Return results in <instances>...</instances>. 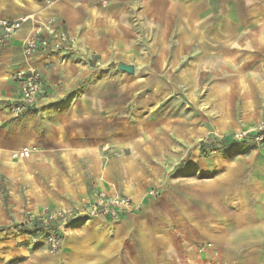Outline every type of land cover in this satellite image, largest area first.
<instances>
[{
	"label": "crops",
	"instance_id": "0c3cea01",
	"mask_svg": "<svg viewBox=\"0 0 264 264\" xmlns=\"http://www.w3.org/2000/svg\"><path fill=\"white\" fill-rule=\"evenodd\" d=\"M29 15L54 17L76 48L31 61L43 90L19 118L9 105L21 97L14 76L27 67L22 43L32 24L0 49V264H196V243L233 248L250 227L264 228V145L232 158L195 147L264 123V0H0V19ZM123 58H138L140 70ZM96 61L108 80L96 75ZM177 91L198 107L149 119ZM159 137L174 144L158 149ZM34 145L38 153L13 159ZM184 158L190 163L179 170L194 173L168 180L165 167ZM99 192L128 197L138 210L74 220L55 253L24 244L32 236L20 226L29 219L85 211Z\"/></svg>",
	"mask_w": 264,
	"mask_h": 264
},
{
	"label": "built area",
	"instance_id": "2783aa9c",
	"mask_svg": "<svg viewBox=\"0 0 264 264\" xmlns=\"http://www.w3.org/2000/svg\"><path fill=\"white\" fill-rule=\"evenodd\" d=\"M39 4L47 7H53L62 0H34ZM32 24L31 32L22 43V55L25 59L27 67L19 70L14 78L20 84L21 97L16 102L9 105V110L14 118H19L26 114L33 106H35L40 92L43 90V79L40 70L31 64L33 59L41 58L48 55H62L73 52L76 48L75 39L67 32L58 30L57 20L51 17L40 22L33 15L21 17L16 20L0 19V49L7 46L13 36L22 29L26 24ZM264 133V128H260L255 133ZM244 136L236 135L232 140H242ZM262 137H257L256 141H261ZM36 151L35 147H24L20 151L13 154L14 159H27ZM147 196H154V192L150 191ZM138 210L132 200L124 196H108L103 192H99L92 205L85 211L77 210H60L56 211L52 217L41 222L44 225H51L52 220L57 221L58 218L76 220L80 217H105L108 219H119L120 216L133 214ZM35 222V221H34ZM65 223V221H64ZM33 224V223H32ZM60 225L52 228L48 234H38L39 237L45 238L51 250L54 252L59 248ZM57 228V230H56ZM35 237V236H34ZM36 238V237H35ZM211 247V245H209Z\"/></svg>",
	"mask_w": 264,
	"mask_h": 264
},
{
	"label": "rangeland",
	"instance_id": "374dc122",
	"mask_svg": "<svg viewBox=\"0 0 264 264\" xmlns=\"http://www.w3.org/2000/svg\"><path fill=\"white\" fill-rule=\"evenodd\" d=\"M122 60H126L127 62H130V61L133 62V64L137 65L139 67V70H140L141 64L139 63L138 58H123ZM100 63L103 64V62H100ZM95 66H97V69H98V72L96 73V75L98 76V78H100V80H108L110 78V76H109L110 74L107 73V67L102 68L100 65L97 64V61H96ZM111 76H112L111 84L119 85V81L114 78L115 74L112 73ZM198 101H199L198 98L190 96L185 91H180V92L177 91L175 94L167 95L163 98H160V106L156 110L157 112L155 114H150L149 119H152L154 121V119L157 116L158 117L173 116L176 119H178L179 113H180L179 107L180 108L181 107H188V110L191 109V107H192V109H193L196 106L198 107V105H197ZM134 107L135 106H133L132 109H134ZM192 126L193 127L195 126L193 121H192ZM260 128H264V123L257 125V127L251 132L237 131V132L232 133L231 135L224 137L223 139L228 138L230 140V138H231V140H232L233 137H235L236 135L244 136V135L249 134V133H255ZM208 138L209 137H204L202 140H204V139L208 140ZM195 140L197 141V139H195ZM155 142L156 143L154 145H156V148H158V149L166 148V147L170 146L171 144H174L172 139L166 138V137H159V138L155 139ZM200 143H201L200 141L195 143L196 144L195 147H198L200 145ZM34 147L36 148V151L33 154L38 153L40 148L36 145H34ZM106 149H107V146L102 147V151L107 156L112 155V156H114V158H120V156L122 155L118 151L112 152L111 148L110 149L108 148L107 150ZM15 152H17V151H15ZM15 152L12 153V157H13V154ZM111 152H112V154H111ZM208 152H210L211 154L217 153V151H208ZM234 155H236V154L231 152L227 156L229 158H232V157H234ZM216 156H219V155H216ZM166 162H168V161H166ZM189 163H190L189 159L184 158L182 160L181 164H178L175 166H174V164H169V167L174 166L175 168L169 169V167L166 166L165 167V175H166L167 179L168 180L173 179V174L177 173V171H178V173H179V171H182L181 169L179 170V167L183 166V164L189 165ZM194 171H195V166H188L182 172H183V174H192V173H194ZM202 175H204V174H202ZM157 189L155 188V189L150 190V191L154 192V197L157 196V194H158ZM150 191H148V193ZM72 210H74V209H72ZM56 211H60V210H56ZM56 211H54L52 214L44 213L40 216H35L34 218L29 219V223L26 222V223H24V225H26L28 228H31L33 226L32 221L39 222L42 219L46 220L49 217H52ZM64 221H65V223H64ZM73 221L74 220L68 221V219L58 218L57 221L52 220L51 226L53 228H55V227H58L60 225L61 227H60L59 231L64 232L67 230V228L69 227V225ZM250 228H251L250 234L249 235L245 234L248 236V239L247 240L243 239L242 235L240 237H237L236 240L232 244L233 248L220 249L217 246H215L212 242L196 243V249L193 250V252H194L193 255L196 257L195 258L196 264H264V240L261 239V236L264 235V228L263 229L260 227L253 228V229H252V227H250ZM56 230H57V228H56ZM60 233L61 232L58 233L59 240L60 239L62 240L63 238H60V235H59ZM35 237L32 236L30 240H25L24 244L25 243H29V244L31 243V244L35 245V248L45 247V245H47L48 249L52 253H55L59 250V248H58L56 251L53 252L51 250L48 242L45 240V238L39 237L38 234ZM209 245H211V247H209Z\"/></svg>",
	"mask_w": 264,
	"mask_h": 264
},
{
	"label": "trees",
	"instance_id": "16d2710c",
	"mask_svg": "<svg viewBox=\"0 0 264 264\" xmlns=\"http://www.w3.org/2000/svg\"><path fill=\"white\" fill-rule=\"evenodd\" d=\"M262 137L261 141H256L257 137ZM259 145H264V133L258 134H248L242 140H225V141H212L208 139L202 141L200 146L202 150L206 151H220L225 154H230L231 152H237L239 154H247L251 150L256 149ZM53 227L51 225H44L41 222H34L31 228L25 227L24 225L20 226V232L29 236H36L37 234H48Z\"/></svg>",
	"mask_w": 264,
	"mask_h": 264
},
{
	"label": "water",
	"instance_id": "95a60500",
	"mask_svg": "<svg viewBox=\"0 0 264 264\" xmlns=\"http://www.w3.org/2000/svg\"><path fill=\"white\" fill-rule=\"evenodd\" d=\"M116 71L133 76L135 74V66L132 64L131 65L118 64L116 66Z\"/></svg>",
	"mask_w": 264,
	"mask_h": 264
}]
</instances>
